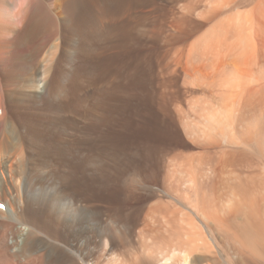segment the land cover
<instances>
[{"label":"rangeland","instance_id":"1","mask_svg":"<svg viewBox=\"0 0 264 264\" xmlns=\"http://www.w3.org/2000/svg\"><path fill=\"white\" fill-rule=\"evenodd\" d=\"M72 1L64 0L63 6L75 4L78 19L71 22L67 11H63L66 19L63 21L65 28L58 56H62V60L49 84L50 92L43 96L39 107L43 114L51 111L47 118L52 125L58 124L59 129L52 126L49 135L54 139L57 130L61 129L66 138L67 148L64 152H68L63 153L66 155L61 156L62 160L54 149V152L50 149L53 154L49 152L50 159L46 160L51 165L45 170L49 181H52L51 176L65 172L68 174L63 175L80 183L83 189L79 190V198L73 199L69 188L64 192L58 188L50 190L52 186L48 188L52 197L48 206V215L51 217L48 216L49 223L41 231L38 230V235L47 245L61 248L64 252L67 250L66 253L69 252L72 258L79 253L77 256H82L86 264H105L112 253H122L130 248L134 252L140 250L139 232L146 227L143 216L152 202L162 199L164 202L177 203L173 196L163 191V176L166 173L164 162L176 155L196 161L197 155L200 157L202 152L215 151V146L208 149L204 147L206 135L209 134L217 138L221 148L233 145L225 134L224 138L221 137L220 131L224 125L209 131L213 121H207L211 122L208 124L205 118H200L204 113L203 117L208 115L206 110L199 109V104L194 100L202 97L203 92L207 93V98L211 99L212 96L213 100H219L215 91L221 81L218 73H224L223 69L229 73V69L237 68L234 70L237 72H231L237 75L236 78L231 77V80L235 79L232 81L234 83H240L241 79L247 80L253 74L237 59L224 61L207 58L206 61L189 57V42L202 37L216 22L213 6L217 4L212 5L210 0H194L191 12L185 9V5L192 2L189 0ZM250 6H245L246 10L242 8L243 12L248 13ZM211 10L213 12L201 15V12ZM72 23L77 24V28L73 29ZM39 33L36 30L33 33L32 49L41 38ZM29 84L32 87V83ZM23 91H27L26 87ZM216 104L207 112L213 111L215 116L209 112L210 117L219 116L217 119L220 123L215 122L221 126V122L225 123L230 118L234 106L227 110L223 103ZM179 107L186 114H179ZM193 110L200 116L193 115ZM219 110L222 114H214ZM210 117L206 119L213 120ZM188 120H191L190 124ZM184 122L189 126L187 129L184 128ZM75 129L77 132H74ZM73 134L78 135L77 138ZM55 159L58 160L55 162ZM63 167L66 169L62 170ZM57 190L61 196L59 198L56 197ZM159 193L160 196H157ZM121 207L124 214L131 212L130 217L138 221H120L117 226L112 220H116V217L120 220L121 215V220L124 219L123 214L115 211ZM17 213L19 218L24 217L21 209ZM193 216L200 223L197 221L198 216ZM200 224L206 240L213 242V255L219 256L220 262L228 258L230 262L238 264L232 250L223 242V245L220 243L216 232L211 234L203 223ZM38 248L31 260L19 256L14 262L9 259L0 261V264H36L38 258L46 264H57L58 257L48 255L50 248ZM74 258L75 263L77 257Z\"/></svg>","mask_w":264,"mask_h":264},{"label":"bare ground","instance_id":"2","mask_svg":"<svg viewBox=\"0 0 264 264\" xmlns=\"http://www.w3.org/2000/svg\"><path fill=\"white\" fill-rule=\"evenodd\" d=\"M63 1L0 0V261L10 259L14 262L19 256L29 260L37 252L36 248L42 246L41 249L50 248V257H58L57 264H86L82 256H77L79 253L75 254L77 260L74 263L76 258H72L69 252L67 254V250L64 252L61 248L47 245L38 235V230L49 223L48 218L51 217L48 215V206L52 197L48 188L52 186L50 190L58 188L61 192L69 188L73 199H78L79 190L83 189L80 183L63 175L65 172L52 174V181H49L50 177H47L45 171L51 165L46 160L52 153L50 149L53 152L55 150L60 157L63 153H68L64 152L67 148L66 138L61 129L57 130L54 139L49 135L52 126L58 128V124L52 125L47 118L51 111L47 112L48 115L43 114L39 107L43 96L50 92L49 84L62 60V56H58L65 28L64 12L67 11L71 22L78 19L75 4L69 7L65 4V10ZM189 1L192 2L185 5V9L191 12L194 0ZM210 2L212 5L217 4L213 6L216 22L202 37L189 42V57L206 61L207 58L224 61L237 59L253 75L247 80L241 79L240 83H234L232 81L235 79L231 80V77L236 78L237 75L231 72H237L234 71L237 68L229 69V73L224 69V73H218L221 81L215 92L219 100H214L216 103H223L227 110L234 106L230 118L225 123L221 122V126L217 124L220 123L217 119L219 116L213 118V111H209L212 115L207 112L217 105L212 96L209 99L207 93L202 91L203 96L194 101L208 115L203 117L204 113L200 118H205L206 122H214H207L211 126H208L209 131L224 125L226 128H221V137L225 134L228 142L233 145L221 148L217 138L209 134L206 135L207 143L204 147L208 149L215 146V151L202 152L200 157L197 155L196 161L194 158L176 155L164 162L166 173L162 177L165 187L163 191L183 205L179 206L175 201H161L160 197V201L155 199L156 204L152 202L143 216L146 229L139 232L140 250L134 252L132 248V252L130 248L122 253H112L105 264H234L228 258L220 262V257L213 255V242L206 240L200 223H203L208 232H216L220 243L223 242L232 250L238 264H264V0ZM210 4L207 5L208 8ZM248 5L253 7L250 6L251 9L246 14L243 9ZM213 11H204L201 15ZM72 24L73 29L77 28V24ZM35 30L40 32L41 38L32 49L31 38ZM23 83L26 86L22 87ZM25 87L27 91H23ZM60 90L62 98L64 88ZM181 107L176 108L177 111ZM220 110L214 114H222L219 113ZM179 111L182 115L185 112ZM201 111H198L199 114H202ZM196 113L193 115L199 117ZM185 127L187 129L189 126L185 123ZM74 132H77L76 129ZM74 136L76 135L73 134ZM54 172L56 173L55 170ZM59 191L55 192L57 198L61 197ZM19 209L24 212L23 218L18 216ZM115 211L125 216L122 220V215L120 220L117 217L112 220L116 225L120 221L130 223L137 220L130 217L131 212L124 214L122 207ZM193 215L198 216L197 221L200 223L194 220ZM78 249L80 250L79 246ZM38 259L40 261L36 260V264H46Z\"/></svg>","mask_w":264,"mask_h":264}]
</instances>
